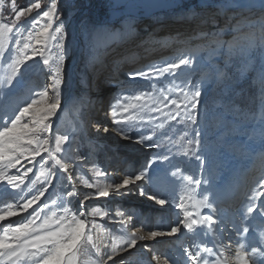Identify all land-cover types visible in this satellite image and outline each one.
Wrapping results in <instances>:
<instances>
[{"label":"rangeland","instance_id":"obj_1","mask_svg":"<svg viewBox=\"0 0 264 264\" xmlns=\"http://www.w3.org/2000/svg\"><path fill=\"white\" fill-rule=\"evenodd\" d=\"M33 1L17 0V7L27 8ZM36 2L41 5L39 9L26 12L24 17L15 20L9 0H0V24L11 28V31L0 28V131L10 126L19 109L33 99L39 100L44 92L49 97L54 95L50 85L59 64L62 77L60 99L64 100L71 84L63 76V64L77 46L76 34L72 31L75 20L82 54L77 69L80 88L90 94V87L93 88L96 82L101 85L116 80L119 87L108 91L104 107L97 109L96 116L91 115L92 105L75 97L71 104L65 101L66 105L61 104L58 108L57 111L62 108L59 123L55 114L37 125L40 129L44 124L49 125L48 130L40 131L38 136L48 138L49 151L56 159L71 165L69 172L57 178L59 164L44 151L28 167L29 162L22 159L17 168H5V161L0 164V170L5 176H22L23 179L17 182L23 192L0 182V211L8 203L22 202L21 197L27 200L43 193L33 206L39 212L35 221L37 225L53 212L56 213L53 219L64 215V207L74 213H84L80 218L86 221V228L78 246V264H160L162 255L171 259V264H194L188 253L196 252L198 256V251H193L195 241L190 244L189 241L193 233L197 235L198 227L182 231L178 236V249L171 247L172 239L167 241L170 243L166 248L162 243L165 236L151 239L148 231L168 230L175 223L181 226L186 219L185 213H191L187 217V222L191 223L197 213L193 205L197 200L201 201L204 215L221 219L229 214L222 183L241 163L252 128L264 114V74L261 71L264 69V0ZM52 2L57 4L58 15L51 22L46 19L34 26L39 16L42 15L39 21L43 20V12ZM233 8L242 10L239 13L242 15L235 21L230 19L229 13ZM248 10L251 13H247ZM49 23L51 28L41 52L43 58L39 64L25 65L31 61L32 51L36 52L35 34ZM226 27L230 29L229 35L225 34ZM57 28L61 31L58 32ZM124 37L128 39L121 42ZM249 40L253 41L251 47L248 46ZM230 44L233 45L231 49ZM121 46L124 54L120 52ZM113 50L116 58L111 55ZM219 56L221 60L217 63L215 60ZM182 58L191 63L169 72L160 71L168 63ZM114 60H118L117 65L112 63ZM115 69L118 70L115 72ZM141 71H148V77L133 79L125 75ZM196 90L202 92L198 127L190 119L180 120L178 117L174 120L167 115L170 110L172 113L176 111L175 105L170 103L172 100L183 107ZM136 96L141 100L136 101ZM118 105L116 117L109 114L108 128L118 135L121 145L113 136L109 140L98 136L97 129L93 128L98 123L93 120ZM156 108L160 111L153 110ZM114 119L120 123L114 124ZM22 123L31 124V118L24 117ZM196 131L201 135L196 136ZM57 137L66 138L59 152L55 151ZM142 137L148 139L138 143ZM197 141H200L199 145ZM24 147L31 151L35 145ZM140 150L143 151L141 154ZM198 157L207 159L202 162ZM119 162L120 165L123 162L122 167H118ZM25 167H31V171L24 178L21 173ZM141 173H145L144 180L129 185V188L134 185L130 195L124 192L128 186L119 191L115 187L109 189L107 197L99 195L98 190L108 184L122 183L120 178L123 176ZM242 190L241 197L234 201L235 204L230 201V206L235 208L238 220L243 224L244 217L253 216L264 203V137L257 151L254 170ZM89 193L92 195L88 196ZM148 195L168 201L165 205H159L155 200L154 203L170 211L156 216L147 212L145 205L135 204L143 202ZM85 196H88L87 200ZM204 196L209 197L215 212L203 206ZM133 197L138 200H128ZM250 207L254 209L251 214L247 211ZM23 217L31 219L28 212H23L0 221V235L3 228L9 224L15 226ZM117 221L127 223L116 225L114 222ZM203 231L208 234L205 227ZM133 232L137 238H148L137 239L136 246L128 248L126 241ZM225 232L224 236L229 240V231ZM258 233L264 236V232ZM245 248L249 246L245 244ZM179 249L183 252L181 259L171 258ZM109 255L111 259H108ZM154 256L158 259H153ZM209 259V262L219 261L214 252L209 254ZM5 264L12 262L5 261ZM19 264L32 262L24 260Z\"/></svg>","mask_w":264,"mask_h":264},{"label":"snow or ice","instance_id":"obj_2","mask_svg":"<svg viewBox=\"0 0 264 264\" xmlns=\"http://www.w3.org/2000/svg\"><path fill=\"white\" fill-rule=\"evenodd\" d=\"M11 4L10 11L13 14V18L15 20H19L21 17L25 16V13L32 12L33 9H39L41 5L39 3H32L27 8H18L17 0H9ZM57 4L53 2L51 7L43 12V17L47 18L49 22L52 21L54 16H57ZM38 22V21H34ZM63 25V22L61 21ZM0 28H7L8 31H11V28L6 24H0ZM51 28V23L43 28L42 31L37 33V44L41 43L39 37H46ZM57 31H61L60 28H57ZM253 44L252 40H249L248 46L251 47ZM232 44L229 45V48H232ZM27 47V45H26ZM61 48L64 47L63 44L60 45ZM37 53L34 51L33 56ZM42 55V53H41ZM191 63L188 59H180L178 62L168 63L164 66L160 71L169 72L170 70L179 69L182 65H189ZM44 64H48V60H44ZM262 74H264V69L261 70ZM148 71H141L138 73L131 74L133 79L138 77H148ZM62 83L61 77V69L59 66L55 69V75L53 77V83L50 85L53 96L49 97L47 92H44L39 100L33 99L31 103H28L27 106H24L19 109V114L15 116V118L11 121L10 126H5L2 131H0V164H4V167L17 168V165H20L22 159L27 160L29 163H32L36 160L37 156L41 155V152H49V155L55 160L56 164H59L61 170L65 173L69 172V168L71 165L69 163L61 162V160L56 159L52 152L48 149L49 140L48 138H40L38 133L40 131H47L49 125L44 124L43 129L37 127V125L43 124L44 121L48 120V118L54 116L57 113L58 108L61 106L60 99V85ZM187 95V93H185ZM202 96V92L200 90H196L189 99L188 103L184 104L181 107V104L176 100H172L170 103L175 105L176 111L172 113L171 110L167 115H170L172 119H177L179 117L180 120L185 118L190 119L194 125L199 126V104L200 97ZM136 101L141 100L140 96L135 97ZM134 105H129V107H133ZM167 106V105H166ZM119 105L116 108H113L111 111V115L115 118L117 115ZM154 111H160L159 108L153 109ZM29 116L31 118V124L22 123L24 117ZM38 117V118H37ZM261 122H264V114L261 116ZM114 124H119L120 121L114 119ZM99 130V126H98ZM108 127L104 126L103 131L108 132ZM196 136H200L201 133L196 131ZM260 135L264 137V127L260 128ZM130 138V137H125ZM65 137H57L56 138V148L55 151H60V145ZM148 137H142L138 140V143H143L147 140ZM197 144H200V141H197ZM24 145H35V147L29 151ZM151 147L152 145H146ZM187 155V153H185ZM167 159V157H164ZM202 162L206 160V157H198ZM19 172L20 169H17ZM31 169H25L23 171V176H26ZM96 174H101L97 172ZM43 175V173H41ZM174 175V173H173ZM145 173H141L139 175L128 176L123 179L122 183H114L108 184L105 188L99 189V195L107 197L109 195V189L115 187L116 191H119L122 188H126L134 181H142L144 180ZM22 179V176L17 174H9L5 176L3 170H0V182L3 184H7L12 189H20V184L17 182ZM199 183V181H196ZM23 192V189H20ZM144 193H141L143 195ZM43 193L38 195H33L30 199L23 200L21 197L20 200L22 202L19 203H8L6 204V208L0 211V221L5 220L7 217L17 216L20 213L28 212L27 217H23L19 223L9 224L7 227L3 228V234L0 235V264H5V261H11L12 264H19L20 261L28 260L31 261L32 264H78L77 259V250L81 240L85 235L86 221L80 217L84 215L81 212H72V210L68 207H64L62 212L64 215L53 219L56 216V213L53 212L52 216L46 217L42 223L36 224L35 221L39 217V212L33 207L37 201L41 199ZM69 196L72 195L71 192L68 193ZM92 195L89 193L88 196ZM88 196H85V200L88 199ZM149 199L155 200V202L159 205H165L168 203L165 199H157L155 196H149ZM203 206L211 209L215 212V208L209 203V197L204 196L203 198ZM182 208L183 205H180ZM29 209H32V212H29ZM248 213L251 214L254 209L251 207L248 208ZM35 214V215H33ZM191 215V213H185V221H183V228L191 230L193 225H196L198 221L196 219H192L191 223L187 222V217ZM204 223L211 226L212 224H216L217 220L213 218L212 215H205L203 217ZM181 231L179 226H173L168 230H149L148 236L152 239L156 237L163 236H173L178 234ZM240 235L245 238V243H247V236L250 232H264V227L259 229H253L248 220L246 219L243 223V226L237 230ZM146 237L141 236L139 238L136 237L135 232L132 233L131 238L126 241L127 247L132 248L137 244V239L143 240ZM245 243H241L237 241L239 245L236 251V259L239 264H256V261L250 260L243 255L244 251H251L253 256L259 254L264 256V241H261L259 236H255V243H252L249 248H245ZM227 248V245H221V249L219 252V256H224V251ZM243 250V251H242ZM198 251H205L211 254L213 252L212 248H203L198 249ZM188 256L194 264H199V259L196 252H189ZM111 255L108 256V259H111ZM153 259H158L157 257H153ZM204 264H210L209 261H204ZM216 264H222V261H217ZM264 264V261L261 262Z\"/></svg>","mask_w":264,"mask_h":264},{"label":"bare ground","instance_id":"obj_3","mask_svg":"<svg viewBox=\"0 0 264 264\" xmlns=\"http://www.w3.org/2000/svg\"><path fill=\"white\" fill-rule=\"evenodd\" d=\"M36 1L40 2V0H35L32 3H38ZM50 7H51V5L48 6L46 11ZM257 7H258V5H257ZM258 9H259V7H258ZM232 10H229L230 19L232 18V20L235 21V20L238 19V17H240L242 15V14H239V13H241L242 10H239L238 8L237 9L233 8ZM247 13H251V11L248 10ZM262 13H264V12H262ZM39 17H42V15L39 16ZM39 17H38V19L35 18L36 19L35 21H38V22H34V26H38L41 21H44V20L47 19V18L43 17L42 18L43 20L39 21ZM72 21H71V23H72ZM75 22H76V20L73 21V23H72L73 24L72 25V29H73L72 31L74 32V34H76L75 38H76L77 46H76L75 50L70 53L69 57H67L66 61L63 64V76H64V78H67L68 82H70V84H71L70 87L71 88H69L68 92L65 94L64 100L61 101V104L63 106L65 104V101H67L66 104H71L72 100L75 97H77L76 99L81 100L84 104L92 105L91 106L92 109L90 111H91V115L93 117V116H96V112L98 111L97 109H100L103 106V103L106 100L108 91L112 90L113 88L119 87V85L117 84L118 83L117 80L113 81V82H110L109 84L105 83V84H101V85H100V82H96L94 84L93 88H92V85H91L90 94L85 89L82 90L80 88L79 83H78V82H80L79 81L80 79H79V77L77 75V69L79 68V65H80L79 59H82V54H81V48L79 46L81 41L79 39V36L77 35L78 33H77L76 28H75ZM229 30H230L229 27H226V29H225L226 33L225 34L229 35V33H230ZM150 32H151V30L148 33H150ZM144 33H147V30L144 31ZM34 38H35V48H36V53L37 54L35 56L30 57L29 59L31 61L26 62L25 65H32L33 66V65L39 64V62L43 58V54L41 55L40 53L42 52V48L44 46L43 42L45 41V37H39V39L41 40L40 44L36 43L37 34H35ZM127 39H128V37H124V38H122L121 42L124 41V40H127ZM132 46H135V45H132ZM33 51H32V53H33ZM114 51L115 50H113V53L111 55H115V56H113V58L114 57L116 58L117 57L116 54H115L116 51L115 52ZM120 52L122 54H124L122 52V46L120 48ZM24 54L25 53H23L22 55H24ZM181 56L182 55H180L179 57H181ZM220 60H221V56L217 57L215 62L220 63ZM117 61L118 60H114L112 63L117 65ZM109 62L110 61H108V63ZM119 65H118V67H119ZM59 67H60V64H59ZM32 68H34V67H31L30 69H32ZM112 68H114V67H112ZM117 70L118 69H115V72ZM43 72H44V69L41 70V73H43ZM131 74L127 72V74H125V75H126V77H131ZM61 112H62V108L59 111H57V113H56L57 114L56 115L57 123H59L61 121V118H62ZM103 115H104L103 117H100V118L96 119V120H98V123H96V125L93 126V128L95 130L97 129L98 136H104V138L106 140H109V138L111 136H113L115 142L121 145L120 139L118 138V135L113 130H111V128H108L109 129L108 132H104L103 131V127L104 126L108 127V124H110L108 122L110 121V118H111L108 112H104ZM98 126H99V130H98ZM261 127H262V122H261V117H260L255 122V124H254V126L252 128V131H251V133H250V135H249V137L247 139L246 146H245V151H244L241 163L236 168V170L233 171L230 174V176L228 178L224 179V181L222 183V191H223L224 195L226 196L225 200H224L225 201L224 203L228 206L227 211L229 212V214L227 213L226 217H223L221 219H218L217 217H214L212 215L213 218L217 220V223L211 225L212 226V229H211L209 227V225H207L203 221V217L205 216L204 215L205 212H204V210H202V207H201L202 205L200 203L201 201H198L196 199L197 200V201H195L196 203H193V205L195 207V210H197V213L195 214L194 218L198 221V223L196 225H194L193 227H198V228H196L197 235H195L194 233L191 235L189 244L195 241V243H193V245H192L193 246V251H198V249H203V248H212L213 252L216 253V255L219 257V261H222V264H239V262L236 259V251H237V249L239 247V245L237 244V241H240L241 243H245V238L242 235H240L239 233H237L238 232L237 230L239 228H241L243 226V224L238 220L237 211L234 210L235 208L230 206V201L233 202L234 200H237L238 197L239 198L241 197L242 191H243L242 189L247 184L248 179L250 177V174L254 170V164H255V161H256V158H257V151H258V148L260 146V142L262 140V137L260 135V128ZM142 152L143 151H141L140 154ZM48 154H49V152H48ZM50 157H52V156H50ZM122 163L120 165V162H119L118 167H122V165H123ZM30 164L31 163H27L26 167H28V165H30ZM26 167H25V169H26ZM57 168H58V170H57V178H59V175L61 176V174L64 173V172L61 170V168L59 166ZM21 174H23V173H21ZM116 176H119V177L121 176L122 177V175L119 174V173H117ZM123 177L124 178H120V179H125L128 176H123ZM132 184H136V182L134 181ZM133 186L134 185H132L131 188H129L130 186H128L127 188H129V189L124 190V192L127 193L128 195H130L129 192L132 191ZM230 197H232V198L230 199ZM128 200H138V198L133 197L132 199H128ZM135 204H139V206L145 205V207L148 208L147 212L151 211L156 216L164 214L165 213L164 211L168 210L167 207L157 206L154 203V200L153 199H149V197H146V199H144L143 202H135ZM80 206H83V204L80 203ZM260 207H261V209L258 210L255 214H253V216L251 215V216H248V217L247 216L244 217L245 220L246 219L248 220V223L250 224V226L253 229H259V228L264 227V203ZM168 211H170V210H168ZM227 222H229V223L227 224ZM111 223L112 224L115 223L116 225H119V224H122V223L126 224L127 221H120V222L117 221V222H114V223L111 222ZM180 224H181V226L180 225L179 226L181 228V231L178 234L173 235V236H165V239H164V241L162 243H164L166 248H168L169 243H170V242H167V241H169L171 239H172L171 240V247H174V248L177 247V249L179 248L180 238H178V236L181 235L182 231L184 230L183 224L182 223H180ZM176 225H177V223H175V226ZM229 226L232 227V228L231 229L227 228ZM203 227H205V229L208 231V234H206L203 231ZM225 230L229 231V236H228L229 240H226V238H225L226 236H224L225 233H226ZM255 236H259L260 240L264 241V236H262L260 233H258V232H256V233L250 232L248 234V236H247V243H245V244L250 247V245L252 243H255ZM222 244L223 245H227V248L224 251V256L223 257L219 256V252H220ZM147 245H149V244H147ZM164 250H165V248H164ZM173 251L175 252V250H173ZM203 253H205V255H203ZM182 254H183V252H181V249H179V251L178 250L176 251V254H172L171 255V258L175 257L174 258L175 260H178V259L180 260ZM243 255L246 258L250 259V260L254 259L256 261V264H259L258 261H259V259H261V255L257 254L255 256H253V254L252 253L250 254L249 251H244ZM164 257H165V255H162L161 260H160V264H171L169 262L171 259H169V258L167 259V258H164ZM262 257H264V256H262ZM208 258H209V253L208 252L198 251L199 264H204L203 259L205 261L207 259V261H208ZM77 259H78V262H79L78 250H77ZM209 261H210V259H209ZM213 261L214 260H211L210 263H212ZM116 264H119V262H116ZM213 264H216V262H213Z\"/></svg>","mask_w":264,"mask_h":264},{"label":"trees","instance_id":"obj_4","mask_svg":"<svg viewBox=\"0 0 264 264\" xmlns=\"http://www.w3.org/2000/svg\"><path fill=\"white\" fill-rule=\"evenodd\" d=\"M181 150H183V148H181Z\"/></svg>","mask_w":264,"mask_h":264}]
</instances>
